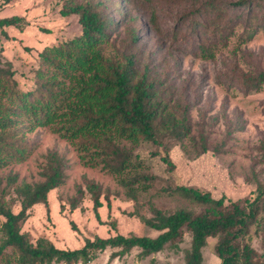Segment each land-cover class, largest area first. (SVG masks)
Returning a JSON list of instances; mask_svg holds the SVG:
<instances>
[{"label":"trees","instance_id":"16d2710c","mask_svg":"<svg viewBox=\"0 0 264 264\" xmlns=\"http://www.w3.org/2000/svg\"><path fill=\"white\" fill-rule=\"evenodd\" d=\"M10 1L0 0V9ZM158 2L162 0H154L155 7L151 9L156 32L160 28L156 22ZM104 3L64 2L61 15H76L80 33L38 51L30 89H20L12 63L2 60L3 49L0 50V170L25 162L38 145L29 135L47 128L77 150L83 165L112 175L125 189L126 196L137 202V192L146 191L151 180L142 171L139 155L134 153V146L140 142L160 144L163 138H172L183 147L190 145L197 155L209 150L223 153L226 149L221 144L212 147L211 129H207L204 113H200L197 123L192 121L194 104L177 95L169 75L152 65L150 55L142 51L139 28L129 26L124 39L116 45L114 34L118 26ZM118 13L122 23L126 15L120 8ZM24 22L19 15L0 16V34L7 38V27L21 28ZM262 31L264 0H193L163 34H168L185 55L215 60L229 46L231 38L237 36L240 46ZM217 83L227 91L258 92L264 86V69L244 71L234 64L218 75ZM239 125L236 130L242 129ZM261 147L264 156V141ZM160 158L168 169H174L168 153ZM45 159L39 173L41 180L14 185L15 201H8L5 191L0 194V264H89L106 249L112 250L109 259H121L135 248L137 257L144 259L164 247L180 249L185 234L189 240L182 248L184 264H203L202 249L209 237L216 238L218 264H264V224L260 229V251L248 242L240 243L259 213L264 216V187H258L252 199L231 200L177 185L172 191L199 205V210L180 207L165 211L151 205L149 216L138 211L128 213L158 232L153 237L134 233L96 235L84 237L82 246L72 249L57 247L43 236L33 242L21 230L22 223L34 205L42 204L49 214L48 194L66 177L67 164L62 156L51 152ZM16 178L9 176L11 185ZM84 186L98 219L100 196L104 195L109 206V191L85 177ZM84 194L83 186L77 184L75 195L68 201L71 211L79 206ZM16 203L19 210L14 212L12 206ZM70 224L76 228L72 221ZM112 226L115 228L114 223Z\"/></svg>","mask_w":264,"mask_h":264},{"label":"rangeland","instance_id":"374dc122","mask_svg":"<svg viewBox=\"0 0 264 264\" xmlns=\"http://www.w3.org/2000/svg\"><path fill=\"white\" fill-rule=\"evenodd\" d=\"M65 1L11 0L0 9L1 17L19 15L25 20L21 28L7 27V38L0 34L2 60L12 63L15 79L22 90L33 87L38 51L46 45L80 33L78 17L63 16L60 13ZM91 1L96 3L98 0ZM101 1H106L102 5L118 26L114 34L116 45H119L121 38L124 39L129 26L139 28L142 51L150 55L157 71L169 75L177 95L180 94L183 99L194 104L191 110L192 121L197 123L200 113L205 114V122L209 125L207 129H211L209 141L212 147L221 144L226 152L209 150L197 155L190 145L183 147L178 141L167 137L160 140V144L140 142L134 146V153L139 155L143 163L142 171L151 180L146 191L137 192L135 202L126 196L125 189L112 175L83 165L77 150L69 142L47 128H39L29 135L38 144L33 154L21 164H12L0 170V194L5 191L6 199L12 202L17 198L13 188L15 184L22 181L33 183L42 179L39 173L49 153L56 152L67 164L64 183L48 194L49 214L42 204H37L30 209L29 217L22 223L21 230L27 232L33 242L43 236L57 247L72 249L82 246L84 237L93 238L96 235L106 237L116 233H134L153 237L158 232L128 213L138 211L149 216L151 205L165 211L180 207L199 210V205L172 191L177 185L208 191L216 198L224 195L231 200L252 199L257 188L264 187V156L261 147L264 141V86L261 91L243 94L237 90L227 91L217 83L218 75L228 71L234 64L244 71L264 69V32L240 46L235 36L215 60H202L185 55L168 34H163L193 0L158 2L156 22L160 27L159 32L155 31L151 23L154 0ZM118 2L120 7L116 5ZM118 8L126 15L122 23ZM240 123L242 129L236 130ZM165 153L174 163L172 170L160 158ZM13 175L17 178L11 185L9 176ZM84 177L94 180L103 190L109 191V206L104 195L100 196L102 206L98 209V219L93 211L91 195L84 186ZM77 184L83 186L85 194L79 206L71 211L68 201L75 195ZM12 210L17 212L19 204H14ZM2 221L0 216V224ZM70 221L76 228H72ZM262 224L264 216L259 213L240 243L248 242L260 251ZM188 240L189 236L185 234L180 249L164 247L144 259L137 257V248L121 259H109L112 250L106 249L89 264H184L182 248L188 245ZM215 243L216 238H207L206 246L202 249L203 264L219 263L215 255Z\"/></svg>","mask_w":264,"mask_h":264}]
</instances>
